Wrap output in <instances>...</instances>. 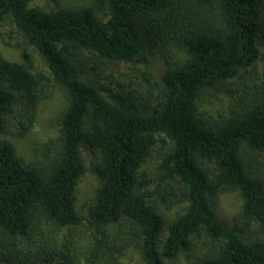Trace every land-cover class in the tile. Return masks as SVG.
Wrapping results in <instances>:
<instances>
[{"label": "trees", "instance_id": "1", "mask_svg": "<svg viewBox=\"0 0 264 264\" xmlns=\"http://www.w3.org/2000/svg\"><path fill=\"white\" fill-rule=\"evenodd\" d=\"M31 2L0 0V23L11 18L24 41L20 61L0 54V264H126L120 254L132 245L144 264H177L194 249L199 264H264V0ZM170 48L183 58L171 61ZM159 55L167 67L157 79ZM127 63L144 96L135 83L115 79L116 92L104 83ZM56 87L67 102L60 136L27 164L7 137L27 135ZM225 92L228 109L209 115L206 99ZM158 136L172 145L162 181L186 203L170 222L140 175ZM84 147L98 153L101 183L89 207L97 237L86 243L76 230ZM227 191L243 199L233 227L215 212Z\"/></svg>", "mask_w": 264, "mask_h": 264}, {"label": "rangeland", "instance_id": "2", "mask_svg": "<svg viewBox=\"0 0 264 264\" xmlns=\"http://www.w3.org/2000/svg\"><path fill=\"white\" fill-rule=\"evenodd\" d=\"M95 0H32L31 5L43 8L45 10L54 9L55 6L77 8L84 6H93ZM103 19H106L101 14ZM24 47V41L11 18H7L0 23V54L9 61H20V48ZM32 55L35 68L38 71L48 73V69L43 57L32 48H26ZM170 48L168 56L171 61L183 58L184 53L181 50ZM264 66L263 57L260 63ZM166 63L162 55L156 57L153 62V74L157 79L161 77L166 69ZM137 65L133 63L121 64L120 68H113L107 71L109 79L104 83L116 92L118 88L113 80H120L125 83L134 84L139 94H146L148 87L143 78L139 77ZM229 87H234L229 84ZM156 94L157 91L152 89ZM151 95L148 94V98ZM231 95L227 92L221 93L217 99L207 98L204 102V110L213 117H217L219 112H224L231 104ZM67 106L63 90L56 87L51 98L41 102L37 107L36 119L30 131L25 137L8 136L7 138L16 147L20 158L27 164L37 163L44 160V145L47 142L56 140L61 133V116ZM16 121L12 124V130L15 129ZM166 141V142H165ZM172 145L165 136H158V142L153 147L151 155L147 158L140 169V175L145 174L149 179L147 190L156 192V203L161 212L165 215L168 222L175 219L176 215L182 211L186 203H181L180 188L178 185H169L164 183L161 178L160 164L163 154L171 149ZM82 157L86 166V172L77 186L76 210L83 220V224L77 228V233H81L85 243L97 237L95 228L90 224L89 207L97 195L101 183L94 170L98 162V153L92 151L89 147L82 149ZM243 199L239 191H227L220 196V200L215 208L217 217L229 227H233V217L242 209ZM94 234V235H93ZM198 249L183 255L179 258L177 264H199ZM120 260L126 264H144L140 256L138 245H132L123 254H120Z\"/></svg>", "mask_w": 264, "mask_h": 264}]
</instances>
